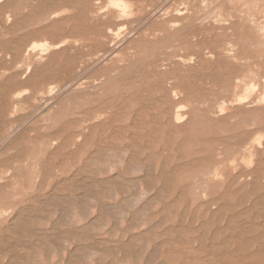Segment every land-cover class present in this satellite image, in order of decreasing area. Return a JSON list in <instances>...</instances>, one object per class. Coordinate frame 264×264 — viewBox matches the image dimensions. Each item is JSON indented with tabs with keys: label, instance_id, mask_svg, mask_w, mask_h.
<instances>
[{
	"label": "rangeland",
	"instance_id": "1",
	"mask_svg": "<svg viewBox=\"0 0 264 264\" xmlns=\"http://www.w3.org/2000/svg\"><path fill=\"white\" fill-rule=\"evenodd\" d=\"M263 36L264 0H0V264L247 258L228 228L264 220Z\"/></svg>",
	"mask_w": 264,
	"mask_h": 264
},
{
	"label": "bare ground",
	"instance_id": "2",
	"mask_svg": "<svg viewBox=\"0 0 264 264\" xmlns=\"http://www.w3.org/2000/svg\"><path fill=\"white\" fill-rule=\"evenodd\" d=\"M165 1V0H164ZM225 1V0H224ZM250 1V0H249ZM202 2V1H201ZM123 4V3H122ZM202 4V3H201ZM251 5H252V3H250ZM118 5V4H117ZM124 5V4H123ZM125 5H127V4H125ZM124 5V6H125ZM253 6H254V4H253ZM126 7V6H125ZM122 8V7H121ZM240 9V8H239ZM253 10V9H252ZM102 11V10H101ZM178 11V10H177ZM237 11V10H236ZM241 11V10H240ZM250 12V11H249ZM121 13V12H120ZM182 13V12H181ZM128 14V13H127ZM168 14V13H167ZM248 14V13H247ZM209 15V14H208ZM53 16H55V15H53ZM123 16V15H122ZM217 17H218V15H217ZM50 18V17H49ZM122 18V17H121ZM128 18V17H127ZM208 18V17H207ZM207 18H203L204 20L205 19H207ZM215 20V19H214ZM217 20V19H216ZM46 22V21H45ZM173 25V24H172ZM178 25V24H177ZM125 26H123V28H124ZM117 28V27H116ZM121 29H122V27H121ZM131 32V31H130ZM130 32H129V34H130ZM113 35V34H112ZM128 35V34H127ZM196 35V34H195ZM126 37V36H125ZM264 37V36H263ZM116 45V44H115ZM258 46V45H257ZM229 53V52H228ZM103 56V55H102ZM234 59V58H233ZM192 60V59H191ZM232 60V59H231ZM191 62V61H190ZM29 69V68H28ZM247 92V91H246ZM174 93V92H173ZM251 93V92H250ZM245 94V93H244ZM247 95V94H246ZM197 96V95H196ZM244 96V95H243ZM263 97H264V95H263ZM238 98V97H237ZM242 98H244V97H242ZM262 98V97H261ZM207 100V99H206ZM245 100V99H244ZM243 100V101H244ZM247 100V99H246ZM245 100V101H246ZM258 100V99H257ZM263 100V99H262ZM261 100V101H262ZM208 101V100H207ZM237 102H239V101H241V100H236ZM222 102V101H221ZM223 103V102H222ZM259 103H260V101H259ZM220 104V103H219ZM218 104V105H219ZM234 104H236V102L234 103ZM224 105V104H223ZM232 105V104H231ZM180 106V105H179ZM221 106V105H220ZM196 107V106H195ZM167 109V108H166ZM139 111V110H138ZM185 111V109H184V107H177L176 108V113H175V120H176V122L177 123H183L184 121H186V118H187V114L185 113H183ZM223 112V108L222 107H220V113H222ZM216 113L217 112H215L214 114H212V117H214L215 115H216ZM210 114V113H209ZM237 120V119H236ZM244 124V123H243ZM246 124V123H245ZM255 124V123H254ZM254 124H252L251 126H253ZM133 125V124H132ZM228 129V128H227ZM220 130V129H219ZM222 131V130H221ZM259 133V132H258ZM132 135V134H131ZM261 135V134H260ZM132 138V137H131ZM228 138V137H227ZM257 139H258V137H256ZM216 139V138H215ZM133 140V139H132ZM135 140V139H134ZM262 139H260L259 141H258V143H257V145L256 146H254V148L258 151V149H260V148H262V141H261ZM257 141V140H256ZM221 143V142H220ZM224 143V142H223ZM233 145V144H232ZM128 147H129V145H127ZM127 147V148H128ZM131 147V146H130ZM129 147V148H130ZM222 147V146H221ZM99 148V147H98ZM102 148V147H101ZM217 148V147H216ZM242 148V147H241ZM129 150V149H128ZM244 150V149H243ZM242 150V151H243ZM104 151V150H103ZM218 151V150H217ZM233 151V150H232ZM238 151H239V149H238ZM95 152V151H94ZM93 152V153H94ZM100 152V151H99ZM128 152V151H127ZM220 151H218V152H215L216 154L217 153H219ZM260 152V151H259ZM130 153V152H129ZM188 154V153H187ZM220 154H221V152H220ZM98 155H100L99 153H98ZM129 155V154H128ZM229 155V154H228ZM243 155V154H242ZM101 156V155H100ZM220 155H218V157H219ZM159 157V156H158ZM220 157H222V156H220ZM261 157V156H260ZM129 158H131L130 156H129ZM93 159H94V157H93ZM101 159V158H100ZM154 159V158H153ZM88 160V159H87ZM86 160V161H87ZM97 159H94V161H96ZM143 160V159H142ZM219 160V159H218ZM99 161V160H98ZM121 161V160H120ZM126 161V160H125ZM133 161V160H132ZM144 161V160H143ZM127 162V161H126ZM141 162V161H140ZM240 162V161H239ZM84 163V162H83ZM230 163V162H229ZM232 163V162H231ZM243 163H244V161H243ZM246 163V162H245ZM93 164V163H92ZM96 164V163H95ZM83 165V164H82ZM106 165V164H105ZM133 166V165H132ZM83 167V166H82ZM92 167V166H91ZM161 167V166H160ZM87 168H88V166H87ZM179 168V167H178ZM90 169V168H89ZM95 169V168H94ZM97 169V168H96ZM95 169V170H96ZM215 169V168H214ZM79 170H81L80 168H79ZM78 170V171H79ZM108 170V169H107ZM147 170V169H146ZM161 170V169H160ZM83 171H84V169H83ZM85 171H88V169L87 170H85ZM85 171L83 172V173H85ZM103 171V170H102ZM106 171V170H105ZM264 171V170H263ZM147 172V171H146ZM160 172V171H159ZM162 172H164V171H162ZM212 172H214L213 173V175H214V177H219L220 175H219V172H217L216 170L215 171H211V169H210V173L209 174H211ZM225 172H227V171H225ZM86 173H88V172H86ZM130 173V172H129ZM149 173V172H148ZM172 173V172H171ZM230 173V172H229ZM79 174H80V171H79ZM144 174H145V172H144ZM208 174V175H209ZM237 174V173H236ZM257 174V173H256ZM82 175H85V174H82ZM81 175V176H82ZM149 175V174H148ZM151 175V174H150ZM203 175V174H202ZM79 176V175H78ZM86 176V175H85ZM124 176V175H123ZM147 176V175H146ZM199 176H201V174L199 175ZM90 177V176H89ZM145 177V176H144ZM144 177H143V179H144ZM155 177V176H154ZM164 177V176H163ZM167 177V176H166ZM83 178V177H82ZM92 178V177H91ZM159 178V177H158ZM160 178H162V177H160ZM203 178V177H202ZM249 178V177H248ZM73 179H75V178H73ZM78 179H79V177H78ZM94 179H96V178H94ZM125 179H127V178H125ZM132 179V178H131ZM130 179V180H131ZM154 179V178H153ZM156 179V178H155ZM195 180H196V176H195V178H194ZM241 179H243V178H241ZM72 180V179H71ZM77 180V179H76ZM81 180V179H80ZM87 181V179H84V181ZM88 180H89V178H88ZM98 180V179H97ZM104 180V179H103ZM108 180V179H107ZM107 180L105 179V181L107 182ZM112 180H114V182H116L115 181V178L113 177L112 178ZM117 180V179H116ZM123 180H124V178H123ZM158 180V179H157ZM195 180H193V182L195 181ZM68 181V180H67ZM75 181V180H74ZM83 181V180H82ZM83 181V182H84ZM94 181V180H93ZM93 181H91L92 183H93ZM100 181V180H99ZM102 181V180H101ZM104 181V182H105ZM109 181V180H108ZM118 181V180H117ZM129 181V180H128ZM173 181H175V180H173ZM71 182V181H70ZM77 182H80V181H77ZM90 182V183H91ZM95 182H96V180H95ZM93 183V185L95 184L96 185V183ZM123 182H125V180L123 181ZM127 182V181H126ZM144 182V181H143ZM199 181H195L194 183L196 184V183H198ZM100 183V182H99ZM109 183V182H108ZM113 183V181H111V184ZM120 183V182H119ZM146 183V182H145ZM252 183V182H251ZM71 184V183H70ZM75 184V183H74ZM74 184H71V185H74ZM78 183H76L75 185H77ZM80 184V183H79ZM81 184H83V185H85V182L84 183H81ZM101 184H102V182H101ZM101 184H99L100 186H98V187H101V186H103V184L101 185ZM115 184V183H114ZM118 184V183H117ZM150 184V183H149ZM162 184V183H161ZM260 184V183H259ZM258 184V185H259ZM56 185V184H55ZM61 185V184H60ZM65 185V184H64ZM63 185V186H64ZM82 185V187H84L85 188V186H83ZM90 185V184H89ZM88 185V186H89ZM92 185V186H93ZM116 185V184H115ZM120 185H122L121 183H120ZM198 185V189L200 188V186H199V184H197ZM201 185V184H200ZM256 185V184H255ZM67 186H69V185H67ZM129 186H130V184H129ZM149 186V185H148ZM195 186V185H194ZM203 186V185H202ZM79 187V186H78ZM77 187V188H78ZM151 187V186H150ZM53 188H55V187H53ZM68 188V187H67ZM74 188H75V186H74ZM103 188V187H102ZM101 188V189H102ZM105 188H106V186H105ZM131 188V187H130ZM196 188V187H195ZM202 188V187H201ZM59 189V188H58ZM61 189V188H60ZM83 189V188H82ZM87 189V188H86ZM92 189V188H91ZM145 189V188H144ZM158 189H160V188H158ZM85 190V189H84ZM162 190H163V188H162ZM166 190V189H165ZM164 190V191H165ZM197 190V189H196ZM52 191V190H51ZM83 191V190H82ZM95 191V190H94ZM93 191V192H94ZM161 191V190H160ZM195 191V190H194ZM198 191V190H197ZM196 191V192H197ZM53 192V191H52ZM78 192H79V190H78ZM91 191H90V189H89V191H88V193L87 194H89ZM96 192V191H95ZM120 192H121V189H120ZM138 192V191H137ZM195 192V193H196ZM55 193V192H54ZM97 193V192H96ZM107 193H109L108 191H107ZM124 192H122L121 194H123ZM155 193H156V191H155ZM82 194V193H81ZM81 194H80V196H81ZM120 194V195H121ZM133 194V192L131 193V195ZM198 194H199V192H198ZM198 194H196V195H198ZM204 194H205V192H202L201 193V195H202V197L204 196ZM253 194V193H252ZM260 194V193H259ZM51 195V194H50ZM53 195V194H52ZM83 195H85V194H83ZM92 195V193H90V196ZM95 194L93 193V196H94ZM114 195V194H113ZM194 195V194H193ZM262 195V194H261ZM60 196V195H59ZM90 196H88V198L90 197ZM92 196V197H93ZM108 196H109V194H108ZM130 196V195H129ZM134 196H136L135 194H134ZM154 195H152V197H153ZM169 196V195H168ZM195 196V195H194ZM200 196V195H199ZM36 197V196H35ZM50 197V196H49ZM53 197V199H54V195L52 196ZM56 197H57V195H56ZM55 197V198H56ZM62 197V196H61ZM64 197V196H63ZM66 197H68V196H66ZM66 197H64L65 198V200L63 199L62 201H65V203H66ZM77 197V199L79 198V195L78 196H76ZM84 197V196H83ZM113 197V196H112ZM128 197V196H127ZM151 197V198H152ZM206 197V196H205ZM51 198V197H50ZM49 198V199H50ZM58 198V197H57ZM57 198H56V200H57ZM60 198V197H59ZM69 198V197H68ZM81 198V197H80ZM85 198V197H84ZM122 198V197H121ZM126 198V197H125ZM138 198V197H137ZM144 198V197H143ZM150 198V197H149ZM207 198V197H206ZM62 199V198H61ZM92 199V198H91ZM100 199V198H99ZM130 199V198H129ZM129 199H127V201L129 200ZM154 199V198H153ZM195 199H196V197H195ZM239 199V198H238ZM256 199H258V198H256ZM37 200V199H36ZM40 197H39V201L37 200V202H40ZM69 200H71V199H69ZM80 199H78V201H79ZM94 200H96V197L94 198ZM98 200V199H97ZM96 200V201H97ZM122 200V199H121ZM124 200V199H123ZM126 200V199H125ZM130 200H133V199H130ZM137 200V199H136ZM174 200V199H173ZM43 201H49V200H42V202ZM81 201V200H80ZM79 201V202H80ZM82 201H84V200H82ZM89 201H91V200H89ZM99 201V200H98ZM135 201V200H134ZM141 201V200H140ZM153 201V200H152ZM193 201H194V199H193ZM253 201H254V199H253ZM52 202H53V200H52ZM50 203L51 204V206H52V204L54 205V203ZM54 202H55V200H54ZM101 202V201H100ZM100 202H98V203H100ZM148 202V201H147ZM46 203H48V202H46ZM56 203V202H55ZM63 203V202H62ZM69 204H70V201L68 202ZM78 203V202H77ZM88 203V202H87ZM87 203H85V204H87ZM130 203V202H129ZM149 203V202H148ZM258 203H261V202H259L258 201ZM40 204V203H39ZM44 204V203H43ZM57 204V203H56ZM58 204H60V203H58ZM67 204V203H66ZM84 204V203H83ZM101 204H103V203H101ZM120 204V203H119ZM143 204H146V202L145 203H143ZM222 204V203H221ZM220 204V205H221ZM45 205V204H44ZM62 205V204H61ZM60 205V206H61ZM68 205V204H67ZM93 205V204H92ZM123 205V204H122ZM124 205H126V204H124ZM133 205V204H132ZM261 205V204H260ZM29 206V205H28ZM47 206H49V205H47ZM46 206V207H47ZM55 206V205H54ZM84 206H86V205H84ZM99 206V205H98ZM103 206V205H102ZM101 206V207H102ZM113 206H114V204H113ZM115 206H116V204H115ZM115 206H114V208H115ZM117 206H119L118 204H117ZM127 206V205H126ZM148 206V205H147ZM151 206V205H150ZM25 207V206H24ZM31 207H33V206H31ZM57 207V206H56ZM61 207H63V206H61ZM68 207H71L70 205L68 206ZM75 207V206H74ZM74 207L72 208L71 207V209H74ZM108 207V206H107ZM110 207V206H109ZM108 207V208H109ZM120 207V206H119ZM124 207V206H123ZM130 207H131V205H130ZM133 207V206H132ZM219 207V206H218ZM236 207V206H235ZM41 208V207H40ZM49 208V207H48ZM47 208V209H48ZM65 208V207H64ZM81 208H82V206H81ZM85 208V207H84ZM83 208V209H84ZM99 208V207H98ZM105 208V207H104ZM122 208V207H121ZM129 208V207H128ZM134 208V207H133ZM141 208H143L144 209V207H142L141 206ZM162 208V207H161ZM246 208V207H245ZM244 208V209H245ZM44 209H45V207H44ZM55 209V208H54ZM58 209H60V207H58ZM63 209V208H62ZM61 209V210H62ZM71 209H70V211H71ZM116 209H118V208H116ZM124 209H126V208H124ZM232 209V208H231ZM20 210V209H19ZM24 210H27L28 211V209H24ZM37 210V209H36ZM35 210V211H36ZM46 210V209H45ZM67 210V209H66ZM77 210V209H76ZM100 210V209H99ZM98 210V211H99ZM101 210H104V209H101ZM108 210V209H107ZM107 210H105V211H107ZM115 210V209H114ZM122 210H123V208H122ZM136 210H137V208H136ZM217 211H218V209H216ZM243 210V209H242ZM30 211V210H29ZM34 211V210H33ZM48 211V210H47ZM46 211V212H47ZM87 211V210H86ZM105 211H102V213L104 212L105 213ZM112 211H113V209H112ZM111 211V212H112ZM117 211V210H116ZM115 211V212H116ZM119 211V210H118ZM116 212V213H119V212ZM140 211V210H139ZM146 211H148V210H146ZM220 211V210H219ZM5 212V211H4ZM43 212H45L44 210L41 212L40 211V213L42 214ZM52 212V211H51ZM54 212H56V211H54ZM72 212V211H71ZM81 212V211H80ZM101 212V211H100ZM110 212V209L106 212V213H109ZM124 211H122V213H123ZM142 212V211H141ZM183 212V211H182ZM245 212V211H244ZM24 213V212H23ZM29 213V212H28ZM31 213V212H30ZM37 213H39V211H37ZM40 213H39V216H40ZM121 213V212H120ZM119 213V214H120ZM134 213V212H133ZM147 213V212H146ZM263 213V212H262ZM17 214H18V212H17ZM27 214V213H26ZM35 214V213H34ZM124 214V213H123ZM149 214H151V213H149ZM237 214V213H236ZM256 213H254V215H255ZM19 215V214H18ZM59 215V214H58ZM60 215H61V213H60ZM63 216H64V214H62ZM69 215H71L70 213H69ZM101 215V214H100ZM106 215H108V214H106ZM109 215H110V213H109ZM109 215H108V217H109ZM122 215V214H121ZM133 215V214H132ZM134 215H136L135 213H134ZM134 215L132 216L134 219L135 218H137L136 216L134 217ZM253 215V216H254ZM25 216H27V215H25ZM32 216H34L33 214H32ZM39 216H37V217H39ZM138 216V215H137ZM141 217L143 216V215H140ZM18 218H16L15 220H11L10 222V224L7 226V230H11V231H18V228L19 227H21V224H22V220H20V217L19 216H17ZM46 217V216H45ZM61 217V220H62V216H60ZM59 217V218H60ZM71 217V216H70ZM97 217V216H96ZM100 217V216H99ZM103 217H105V216H103ZM111 217V216H110ZM115 217V216H114ZM131 217V216H130ZM229 217V216H228ZM240 217V216H239ZM22 218V217H21ZM41 218H43V217H41L40 216V218L39 219H41ZM47 218V217H46ZM46 218H44V219H46ZM66 218V217H65ZM64 218V224H66V220L67 219H65ZM113 218V217H112ZM132 218V219H133ZM183 218V217H182ZM181 218V219H182ZM186 218V217H185ZM190 218V217H189ZM261 218H262V215H261ZM23 219V218H22ZM33 219V218H32ZM35 219V218H34ZM99 219V218H98ZM98 219H96V220H98ZM106 219V218H105ZM119 219V218H118ZM132 219H131V221H132ZM159 219H160V217H159ZM262 219H264V218H262ZM24 220V219H23ZM41 220H43V219H41ZM47 220V219H46ZM61 220H59L60 221V223H61ZM92 220V219H91ZM135 220H137V219H135ZM138 220H139V218H138ZM212 220V219H211ZM28 221V220H27ZM35 221V220H34ZM55 221V220H54ZM58 221V222H59ZM90 221V220H89ZM93 221V220H92ZM99 221V220H98ZM94 222H95V220H94ZM127 222V221H126ZM133 222H134V220H133ZM179 222V221H178ZM232 222V221H231ZM52 223V222H51ZM91 223H93V222H91ZM105 223H107V222H105ZM128 223H130V221H128ZM132 223V222H131ZM26 224V226H27V223H25L24 222V224L23 225H25ZM53 224H54V222H53ZM58 224V223H57ZM88 224H90V222L88 223ZM87 224V225H88ZM104 224V223H103ZM113 224H117V223H113ZM135 224V223H134ZM133 223H132V225H134ZM140 224V223H139ZM200 224V223H199ZM229 224H231L230 226H229V230H231V231H233V232H231L232 234L230 235L231 237H230V244L232 245V241H234L235 243H236V245H239V249H240V251H247L248 252V256H247V258H245V259H237V260H235V259H227V258H223L222 257V255H221V252H222V248L220 247V246H218V245H214V254H215V259H216V261H215V264H264V220H262V221H254V222H242V223H238L237 224V226H234V222L233 223H229ZM229 224H227V225H229ZM62 225H63V223H62ZM94 225H95V223H94ZM129 225V224H128ZM55 226H56V228L58 227L56 224H55ZM107 226V225H106ZM155 226V225H154ZM154 226H153V228H154ZM210 226V225H209ZM54 227V226H53ZM60 227V226H59ZM90 227V226H89ZM156 227V226H155ZM197 227V226H196ZM85 228V227H84ZM91 228V227H90ZM89 228V229H90ZM148 228H150L151 229V227H148ZM174 228V227H173ZM182 228H183V226H182ZM190 228V227H189ZM22 230L24 229V228H21ZM52 229V228H51ZM116 229V228H115ZM176 229V228H175ZM193 229H195V228H193ZM215 229V228H214ZM226 229V228H225ZM22 230H20L21 232H22ZM31 230V229H30ZM38 230V229H37ZM48 230V229H47ZM54 230V229H53ZM57 230H59V232H60V230L61 229H58L57 228ZM57 230H55L56 232H57ZM76 230H77V228H76ZM81 230V229H80ZM177 230V229H176ZM179 230V229H178ZM4 231V230H3ZM23 231H25V230H23ZM41 231V230H40ZM73 231L75 232V230L73 229ZM109 231H111V230H109ZM147 232H148V229L146 230ZM150 231V230H149ZM174 231V230H173ZM180 231V230H179ZM196 231H199V229L197 228V230ZM215 231V230H214ZM224 231V230H223ZM32 232H34L33 230H32ZM38 232V231H37ZM63 232V231H62ZM74 232H72V233H74ZM78 231H76V233H77ZM86 232H88L87 231V229H86ZM162 232V231H161ZM160 232V233H161ZM164 232V231H163ZM181 232V231H180ZM220 232V231H219ZM4 233V232H3ZM28 233V232H27ZM65 233V232H64ZM89 233V232H88ZM110 233V232H109ZM144 233V232H143ZM149 233V232H148ZM165 233V232H164ZM200 233V232H199ZM19 233H17V235H18ZM29 234V233H28ZM32 234V233H31ZM36 234V233H35ZM62 234V233H61ZM75 234V233H74ZM73 234V235H74ZM169 234V233H168ZM176 234H179V232L178 233H176ZM202 234V233H201ZM33 235H34V233H33ZM46 235V234H45ZM48 235H50V234H47V236ZM56 235H59V233L58 234H56ZM63 235H65V234H63ZM67 235V234H66ZM69 235L71 236V234L69 233ZM141 235H143L142 233H141ZM141 235H138V236H141ZM162 235V234H161ZM207 235V234H206ZM209 235V234H208ZM213 235V234H212ZM220 235V234H219ZM7 236V235H6ZM6 236H5V239H9V237H7L6 238ZM18 236H20V235H18ZM35 236V235H34ZM38 236V235H37ZM52 236V235H51ZM54 236V235H53ZM61 236V235H60ZM85 236V235H84ZM94 236V235H93ZM132 236V235H131ZM135 236V235H134ZM137 236V235H136ZM203 236V235H202ZM224 236V235H223ZM252 237V238H248V237ZM21 237V236H20ZM46 237V236H45ZM48 237H50V236H48ZM48 237L46 238V239H48ZM91 237H92V235H91ZM150 237V236H149ZM155 237V236H154ZM153 237V238H154ZM210 237V236H209ZM220 237V236H219ZM10 238H11V236H10ZM24 238V237H23ZM26 238V237H25ZM54 238H56V237H54ZM58 238V237H57ZM81 238H83V237H81ZM134 239H136L135 237H133ZM179 238V237H178ZM214 238V237H213ZM226 238V237H225ZM13 239V238H12ZM52 239H53V237H52ZM65 239V238H64ZM144 239V238H143ZM181 239V238H180ZM216 239V238H215ZM2 240H4V239H2ZM36 240V239H35ZM50 239H48V241H49ZM55 240H58V239H55ZM71 241H73L72 239H70ZM100 240V239H99ZM103 240V239H102ZM129 240V239H128ZM133 240V239H132ZM138 240V239H137ZM139 240H140V238H139ZM138 240V241H139ZM167 240V239H166ZM177 240V239H176ZM222 240H224V239H222ZM222 240H220V241H222ZM11 240L9 239V240H4V241H2V245L3 246H6L7 248H9L10 247V245H14V240H13V242H10ZM17 243L19 242V241H17V239L15 240ZM53 241V240H52ZM101 241V240H100ZM106 241H108V240H106ZM201 241V240H200ZM217 241V240H216ZM22 241H20V243H21ZM25 242V240L23 241V243ZM50 242V241H49ZM97 242V241H96ZM96 242H94V244H96ZM112 242V241H111ZM128 242V241H127ZM126 242V243H127ZM133 242V241H132ZM12 243V244H11ZM16 243V244H17ZM26 243H30V242H27L26 241ZM25 243V244H26ZM32 243V242H31ZM44 243V242H43ZM56 243H58V242H56ZM66 243V242H65ZM73 243V242H72ZM144 243V242H143ZM150 243V242H149ZM160 243V241L158 242V244ZM182 243H183V240H182ZM19 244V243H18ZM34 245H36V243H33ZM32 244V245H33ZM40 244V243H39ZM93 244V245H94ZM99 244V243H98ZM98 244H96V246L98 245ZM135 243H133V245H134ZM162 244V243H161ZM190 244H191V242H190ZM193 244V243H192ZM197 244H198V242H197ZM205 244V243H204ZM24 245V244H23ZM76 245V244H75ZM102 245V244H101ZM123 245V244H122ZM122 245H121V247H122ZM126 245V244H125ZM124 245V247H125V249H126V246ZM130 245V244H129ZM131 245H132V243H131ZM154 245V244H153ZM208 245V244H207ZM209 245H211V244H209ZM9 246V247H8ZM16 246V245H15ZM18 247L20 246V245H17ZM16 246V247H17ZM22 246V245H21ZM20 246V247H21ZM24 246H26L25 248H27L28 246L27 245H24ZM57 246V245H56ZM77 246V245H76ZM79 246V245H78ZM83 246V245H82ZM128 246V245H127ZM198 246V245H197ZM51 247V246H50ZM81 246H79V247H76V248H79V249H81L80 248ZM90 247H92V246H90ZM95 247V246H94ZM112 247V246H111ZM118 247H120V245L118 246ZM117 247V248H118ZM132 247V246H131ZM11 248V247H10ZM13 248V247H12ZM28 248H30V247H28ZM27 248V249H28ZM32 248V247H31ZM30 248V249H31ZM53 248H55V246L53 247ZM83 248H85L86 250L89 248H86V247H84L83 246ZM96 248H98L99 249V247H96ZM133 248V247H132ZM143 248V247H142ZM154 248V247H153ZM158 248V247H157ZM16 248H14V250H15ZM42 249V248H41ZM57 249L58 248H55V250L57 251ZM60 249V248H59ZM90 250H92L91 248H89ZM125 249H123L124 250V252H126L125 251ZM143 249H146V248H143ZM155 249V248H154ZM198 249H199V247H198ZM197 249V250H198ZM6 250V249H5ZM66 250V249H65ZM83 251H82V253L85 251L84 249H82ZM93 250H94V248H93ZM101 250V249H100ZM156 250V249H155ZM154 250V251H155ZM207 250H208V247H207ZM34 251V250H33ZM51 251V250H50ZM60 251V250H59ZM77 251V250H76ZM99 251V250H98ZM103 251V250H102ZM108 251V250H107ZM120 251H121V249H120ZM138 251V250H137ZM0 252H1V250H0ZM2 252H3V250H2ZM1 252V253H2ZM5 252V251H4ZM3 252V253H4ZM47 252V251H46ZM52 252V251H51ZM54 252V251H53ZM53 252L51 253L52 255H53ZM67 252V251H66ZM86 252V251H85ZM84 252V253H85ZM91 252V251H90ZM89 252V250H87V254H91ZM97 252V251H96ZM121 252H123V251H121ZM140 252V251H139ZM139 252H138V254H139ZM150 252V251H149ZM153 252V251H152ZM209 252H210V250H209ZM35 253V252H34ZM55 253V252H54ZM71 253V252H70ZM70 253H68V254H70ZM113 253H115V255L117 256V252H113ZM132 253V252H131ZM130 253V254H131ZM151 253V252H150ZM195 253V252H194ZM229 253H231V252H229ZM235 253V252H234ZM76 254V253H75ZM74 254V255H75ZM86 254V255H87ZM93 254V253H92ZM136 254V253H135ZM135 254L133 255V256H135ZM149 254V253H148ZM198 254V253H197ZM207 254H209V253H207ZM212 254V253H211ZM14 255H16V254H14ZM22 255V254H21ZM52 255H50V256H52ZM73 255V256H74ZM80 255H81V253H80ZM83 255V254H82ZM81 255V256H82ZM85 255V256H86ZM154 255V253L152 254V255H148L149 256V258H150V256L152 257ZM158 255V254H157ZM192 255V254H191ZM240 255V254H239ZM36 256H37V253H36ZM58 256V255H57ZM76 256H78V254H76ZM75 256V257H76ZM88 256V255H87ZM90 256H92V255H90ZM147 256V257H148ZM236 256V255H235ZM242 256H244V255H242ZM246 256V255H245ZM11 257V256H10ZM9 257V258H10ZM22 257V256H21ZM68 257L70 258L71 256H69L68 255ZM79 257V256H78ZM155 257V256H154ZM9 258H8V260H9ZM23 259H24V257H22ZM72 258V257H71ZM79 258H81V257H79ZM155 258H157V257H155ZM190 258V257H189ZM11 259V258H10ZM19 259V258H18ZM76 259V258H75ZM82 259V258H81ZM89 259V258H88ZM15 260H17V258H15ZM27 260V259H26ZM34 260V259H33ZM68 260V259H67ZM66 260V261H67ZM72 260V259H71ZM71 260H70V262H71ZM73 260H74V258H73ZM83 260V259H82ZM96 260V259H95ZM135 260V259H134ZM149 260V259H148ZM148 260L146 261V262H148ZM150 260H151V258H150ZM32 261V260H31ZM9 262V261H8ZM39 262V261H38ZM58 262V261H57ZM27 263V262H26ZM67 263V262H66ZM96 263V262H95ZM200 263V262H199ZM9 264V263H8ZM148 264V263H147Z\"/></svg>",
	"mask_w": 264,
	"mask_h": 264
}]
</instances>
